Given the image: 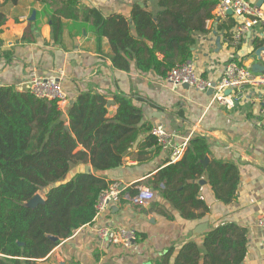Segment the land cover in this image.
Segmentation results:
<instances>
[{
    "label": "crops",
    "instance_id": "0c3cea01",
    "mask_svg": "<svg viewBox=\"0 0 264 264\" xmlns=\"http://www.w3.org/2000/svg\"><path fill=\"white\" fill-rule=\"evenodd\" d=\"M65 1L0 0V12L6 17L0 31V86L28 91L25 83L32 70L42 75L63 70L62 84L69 99L59 106L67 125L68 109L81 92L92 91L103 94L108 102L113 100L110 106L107 102L110 116L117 111L115 95L124 94L141 108L143 123L151 127L163 124L173 134L175 145L187 143L180 160L192 139L205 138L209 148L201 159L204 170L195 175L196 179L190 174L187 181L199 185L197 194L207 209L191 207L195 216H183L161 190L151 187L149 180L171 164L170 154L155 143L150 130H142L122 164L105 172L109 180L126 185L119 197L95 216L93 223L57 245L48 255L47 264H159L168 253L171 261L190 242L205 251L209 231L227 223L246 233L243 264H264V228L257 224L264 215V121L260 118L264 88L246 86L240 93L232 91L235 103L229 107L217 101L213 92L198 91L190 85L172 87L155 70L139 69L134 57H126L129 69H121L112 59L115 48L111 38L101 33L105 27L96 24L89 11L95 10L106 20L124 19L129 34L148 46L150 41L136 31L133 14L136 8L156 13L162 9L159 0H74L73 6H66ZM250 1L264 11V0ZM63 7L67 12L76 9L78 16L60 14ZM212 13L205 32L193 34L196 43L188 61L195 64L197 73L218 82L230 61L257 64L259 71H264V50L262 58L256 53L264 47V21L235 40L243 17L234 13L216 17L214 9ZM51 16L62 21L58 40L53 35ZM122 47L126 46L119 45V50L123 51ZM158 57L162 59L163 55L159 53ZM228 166L230 171L225 175ZM88 167L93 170L90 163L75 165L68 177ZM213 171L219 179L226 178L223 189L213 186ZM234 183L232 196L221 198ZM143 188L151 189L154 196L136 204L134 199ZM98 226L134 228L139 237L127 249L100 240L96 236Z\"/></svg>",
    "mask_w": 264,
    "mask_h": 264
},
{
    "label": "trees",
    "instance_id": "16d2710c",
    "mask_svg": "<svg viewBox=\"0 0 264 264\" xmlns=\"http://www.w3.org/2000/svg\"><path fill=\"white\" fill-rule=\"evenodd\" d=\"M219 1L159 0L162 9L156 13L136 8L133 23L137 33L150 41L148 46L129 34L124 19L106 20L95 10L89 15L106 28L101 33L111 38L115 48L112 59L117 67L129 69L126 57H134L142 71L155 70L165 77L173 67L191 58L196 43L193 34L205 32ZM74 3L65 1L66 6ZM59 12L70 18L78 16L76 9L67 12L63 7ZM5 20L0 12V31ZM51 22L58 40L62 21L51 16ZM119 45L126 47L121 51ZM114 99L117 111L110 116L103 94L81 92L68 109L67 125L57 100L39 98L14 86H0V264H47L48 255L57 245L77 229L93 223L101 192L115 182L105 172L122 164L142 130L152 129L142 122V110L133 98L116 94ZM154 141L157 144L155 137ZM208 148L205 138L192 139L182 160L162 168L149 180L151 187L161 190L183 216H195L191 207L207 209L198 197L199 185L187 179L190 174L196 179L195 175L204 170L201 159ZM86 163L93 170H81L68 177L75 165ZM228 167L225 175L230 171ZM211 177L213 186L223 189L226 178L219 179L216 171ZM232 186L221 198L232 196L235 183ZM39 192L44 194L45 203L27 206ZM204 250L190 242L171 261L168 253L159 264H243L246 233L233 223L215 227L204 240Z\"/></svg>",
    "mask_w": 264,
    "mask_h": 264
},
{
    "label": "built area",
    "instance_id": "2783aa9c",
    "mask_svg": "<svg viewBox=\"0 0 264 264\" xmlns=\"http://www.w3.org/2000/svg\"><path fill=\"white\" fill-rule=\"evenodd\" d=\"M230 10L244 19L234 33L235 40H240L251 28L262 24L264 21V11L250 0H220L214 8V14L216 17H224ZM63 76V70L47 75L32 70L25 83V89L39 98L57 100L59 104L64 105L68 102L69 96L62 84ZM162 79L171 84L172 87L188 84L198 91L209 92L212 90L215 99L229 107L235 103V96L232 91L235 90L236 93H240V90L246 86L264 88V71H255L253 65H243L238 61H230L227 64L218 82H212L199 75L192 61H186L173 67ZM227 90H230L231 93L227 94L225 92ZM260 118L264 121V98L260 107ZM150 134L156 138L157 145L162 150L169 152L171 163L177 162L182 157L187 143L175 145L173 134L163 124L152 127ZM125 186L120 182H113L101 192L96 205V216L119 197ZM153 196L154 192L151 189L143 188L134 201L136 204H144ZM257 224L264 228V215L259 217ZM96 236L102 241L128 249L136 243L139 234L136 229L124 226H98L96 227Z\"/></svg>",
    "mask_w": 264,
    "mask_h": 264
},
{
    "label": "water",
    "instance_id": "95a60500",
    "mask_svg": "<svg viewBox=\"0 0 264 264\" xmlns=\"http://www.w3.org/2000/svg\"><path fill=\"white\" fill-rule=\"evenodd\" d=\"M229 13L232 14L233 11L230 10ZM263 50H264V47H260V48L257 50L256 53H257V55H258L259 58H262V52H263ZM253 69H254L255 71H259V65L254 64V65H253ZM184 86H189V85H188V84H184ZM209 92L212 93L213 91L210 90ZM230 92H231L230 90L226 91V93H230ZM111 104H113V100H109V102H108V106H110ZM206 160H208V158H206ZM206 160H205V161H206ZM205 161H204V162H205ZM90 169H91V168L88 167V168H87V171H89ZM39 203H45V197H44L41 193H37V194H36L31 200H29L26 204H27V206L35 207V206H37ZM53 238H55V237L53 236Z\"/></svg>",
    "mask_w": 264,
    "mask_h": 264
}]
</instances>
